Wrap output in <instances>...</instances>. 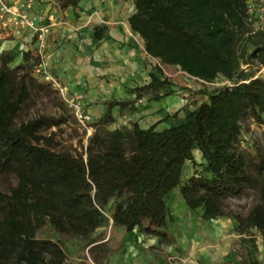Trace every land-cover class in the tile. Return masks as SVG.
<instances>
[{
	"label": "trees",
	"instance_id": "obj_1",
	"mask_svg": "<svg viewBox=\"0 0 264 264\" xmlns=\"http://www.w3.org/2000/svg\"><path fill=\"white\" fill-rule=\"evenodd\" d=\"M130 1L135 11L128 23L147 56L203 82L221 78L231 86L201 92L205 101L184 110L178 125L141 129L134 122L109 129L114 108L131 113L144 98L158 102L175 92L151 72L148 84L130 90V99L104 103L83 152L72 155L51 149L55 134L41 135L72 116L63 105L57 117L16 123L33 96L49 88L32 78L31 52L16 65L15 56L1 52L0 172L16 184L0 193V264H65L59 242L36 238L45 227L85 241L92 251L98 245L91 237L108 222L106 211L115 227L166 240V199L176 188L189 210L212 221L224 217L225 200L258 185L260 202L238 221L256 229L264 243V156L253 161L238 150L247 118L264 125V81L253 78L264 68V33H252L245 21L248 0ZM59 2L61 9L77 6V0ZM104 31L96 30V39ZM251 64L256 72L241 69ZM187 163L194 171L183 182Z\"/></svg>",
	"mask_w": 264,
	"mask_h": 264
},
{
	"label": "rangeland",
	"instance_id": "obj_2",
	"mask_svg": "<svg viewBox=\"0 0 264 264\" xmlns=\"http://www.w3.org/2000/svg\"><path fill=\"white\" fill-rule=\"evenodd\" d=\"M138 41L143 43L140 39ZM68 45L75 56L77 47L69 41L64 42V52ZM147 58L151 72H157L172 85L174 91L180 94L187 109L200 103L201 92L210 93L223 86L224 80L221 78L213 83L199 82L189 78L178 67L163 65L159 61L162 66L160 69L154 59L149 56ZM16 64L18 61L13 65ZM242 70L252 74L257 68L252 64L243 65ZM113 81L115 80L106 77L90 81L84 94L89 98L88 91L94 90L99 93L96 95L98 101L106 100V92ZM145 100L142 99L137 105L146 104ZM94 102L96 103V99ZM60 104L63 105L61 99L50 89L34 95L16 123L27 122L40 116L57 117L62 114ZM97 121H94L91 127ZM130 122L125 120L127 125ZM109 127L112 128V125ZM50 134H55L52 150L69 152L72 155L83 152L88 138L72 116L59 129L53 127L41 132L45 137H49ZM238 150L253 161L258 156H264V125H258L247 118L242 125ZM194 156L197 163L202 162L197 152ZM193 171L191 164L187 163L183 170V182L193 174ZM248 172L252 177H256L252 168H249ZM15 184L16 179L13 175L0 172V193H8ZM259 202L258 185L248 186L239 197L224 201V217L205 221L200 210L191 211L184 205L179 189L176 188L166 199L168 209L166 240L148 235L138 228L126 232L115 227L108 211L105 212L108 222L96 229L91 237L96 241L95 245H98L92 251L91 246L85 241L58 234L49 227L38 231L36 238L59 242L65 251V264H264V243L260 233L238 221L243 220L250 209Z\"/></svg>",
	"mask_w": 264,
	"mask_h": 264
},
{
	"label": "crops",
	"instance_id": "obj_3",
	"mask_svg": "<svg viewBox=\"0 0 264 264\" xmlns=\"http://www.w3.org/2000/svg\"><path fill=\"white\" fill-rule=\"evenodd\" d=\"M34 10L51 14L55 20L47 38L45 53L51 73L60 82L70 90L84 93L90 81L94 82L103 77L115 80L106 92L107 99H100V103L96 96L99 93L88 91V110L93 122L104 114L105 102L128 100L132 97L130 90L150 82L151 67L144 50V42L139 43L138 39L143 40L131 31L128 23L129 17L135 11L132 1L77 0L75 8L61 9L58 2L53 6L36 4ZM99 28H105V31L100 39H96L94 32ZM67 40L76 45L75 56L69 49L70 45L64 52V42H68ZM28 41V37L1 41L0 53L12 54L19 64L22 53L31 49ZM179 95L174 92L158 102L147 101L146 104L136 105L131 113L114 108L112 114L115 121L109 129L129 126L125 124V120L131 121L130 123L137 122L141 129L155 126L156 130H163L178 125L183 121L184 110L187 109ZM200 98V103L206 99L202 94ZM198 105L187 110H193ZM175 113L176 118H173Z\"/></svg>",
	"mask_w": 264,
	"mask_h": 264
},
{
	"label": "built area",
	"instance_id": "obj_4",
	"mask_svg": "<svg viewBox=\"0 0 264 264\" xmlns=\"http://www.w3.org/2000/svg\"><path fill=\"white\" fill-rule=\"evenodd\" d=\"M58 2L59 0H0V41L29 38L27 43L30 44L31 51L28 49L27 52H31L33 57L32 78L46 85L58 95L64 107L89 137L93 132L91 127L93 117L88 110L86 95L78 90H70L60 82L51 73L46 61L47 38L51 28L55 25V20L51 14H44L41 11L34 10L36 4L53 6L58 4ZM245 21L252 33H264V0L247 1ZM154 60L159 68L162 69L160 62L156 59ZM188 77L203 82L199 79ZM253 78L264 79V68L258 69ZM222 85L231 86L230 82L225 80Z\"/></svg>",
	"mask_w": 264,
	"mask_h": 264
}]
</instances>
